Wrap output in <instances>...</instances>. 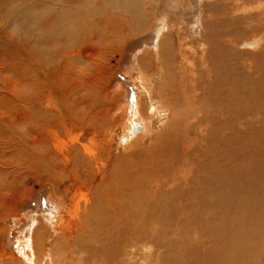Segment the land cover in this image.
I'll return each mask as SVG.
<instances>
[{"label":"bare ground","instance_id":"obj_1","mask_svg":"<svg viewBox=\"0 0 264 264\" xmlns=\"http://www.w3.org/2000/svg\"><path fill=\"white\" fill-rule=\"evenodd\" d=\"M15 1L0 0V5L5 6L7 2ZM109 1L19 0L9 11L2 10L7 15L0 21V224L7 218L10 211H16L19 208L18 204L31 192L30 189L26 190L28 179L41 175L47 180H68L79 187V194L75 193L74 208L72 207L70 215L76 219L82 214L88 217L96 215L98 211L99 217L94 219L99 220V244L96 242L86 244L89 238L86 239V243L82 242L85 238L81 230L78 233V239H74L75 241L68 246L63 244V241V245H60L59 241L65 239H63L64 235H59L57 236L59 241L54 243L55 247L60 245L59 251L54 247L53 250H48L49 254H40L45 245L51 242L49 233L41 235L39 227L32 236L34 264H44V256H54L56 251H58L55 254L56 257L54 256L50 264H67L65 262L67 259H74L70 261L73 264H78L80 260L84 261L83 264H264V1H259L258 6L255 5L248 10L243 9L248 13L245 15L242 30L235 27L236 24L238 25L239 18H242L236 15L241 9L235 11L233 7L224 6V13H221V17L213 14L210 20L208 19V24L204 25L203 22L204 26L209 25L210 28H207V39L205 41L201 39L198 43L199 48L207 42L211 44L212 50H210L213 52L210 56L207 49L203 51L205 55H209V58L205 56L202 60L206 63V68L204 64H201V69L199 68L198 71L195 64L194 52L196 51L190 55L191 49L189 51L185 49V46L180 45L181 61L174 64L172 74L171 70L168 69L167 72L163 69V75H161L162 78L175 76V88L183 91L184 98L190 95L196 105L201 103L205 96V90L204 93L200 92L201 87L198 86L208 88V93H210L209 83L215 81L219 88L218 93H220L219 104L232 106L231 112L224 109L217 110L218 104L215 99L213 103H210L211 99L206 100L207 105L212 106L211 110H205L203 107L197 108L194 104L192 107L190 103H187L191 100L190 97L186 102L188 104L187 115L184 111L182 113L181 109L176 112L163 109L160 103H155L156 105H151L155 115L148 117L142 106L139 112L138 109L135 111L134 122L131 121V126L129 125L128 128L126 125L127 131L122 137V142L126 140V144L129 145L131 140L137 138L136 143H140V136L147 132L149 119L155 120L160 125L166 123L165 134H161L160 141L152 144L149 149L151 157L142 160L137 167H123L122 170H114L109 184L104 183L103 177L102 182H99V192L96 190L91 195L89 189V192L82 193L81 197L80 193L87 183L94 182L95 178L92 175L97 167L95 161L99 157L97 158V154L92 152L90 147L82 146L81 148L75 144L72 150L73 155L70 157L66 151L56 146L55 142L62 133L72 135L71 133L83 127H97L105 115H108L111 108H106L107 84L105 85L104 78L110 73L109 62L121 51L122 44L128 36L142 33L145 27H148L147 11L143 4L145 0H114L115 3ZM214 6L212 7L216 8ZM91 12L94 17H90ZM224 16L227 17L222 18ZM86 17L87 21L84 20ZM18 25H23L26 32H21V30L16 35L9 36L8 28ZM230 26L234 28L233 31H228ZM210 29L215 31L221 29V31L212 37L211 34L215 31L211 33ZM246 33L250 36L247 40H254L255 48L254 64L250 63L249 69L246 68V64L250 59L243 56L250 51L244 52L242 49H237L242 47L244 41L246 42ZM166 37L164 36L161 40ZM99 42L104 46L100 47ZM65 43H67L65 46H59ZM52 46L58 47L60 51L56 48L58 52L55 50L54 53H50L55 49H51ZM163 46L164 44L161 48ZM207 58L210 63L209 60L207 63ZM168 64L171 63L168 62ZM254 68L256 75L253 74ZM204 74L207 77L205 85L202 84ZM254 79L256 90L255 94L252 92L254 105L250 110L246 104L245 87L247 80L252 82ZM139 82L143 91L142 98L153 101L149 87L144 86L142 75ZM248 84L252 85L249 82ZM172 93L173 99L176 100L178 94H175L174 88ZM229 94L230 99H227ZM47 99H50L48 102L51 101L52 104L49 109L45 110ZM204 108L207 109L206 106ZM140 120H143L145 124H138ZM165 120L167 121L163 122ZM137 126L142 127L141 134L134 132ZM169 127L173 129L172 133L167 132ZM74 143L77 144V142ZM131 154H126L125 162H128ZM83 169H87L88 172L85 173ZM137 172L144 175L151 173V177L154 174L160 177L162 173H166L167 177L163 181L157 178L160 181L158 182L160 190L150 194L151 201L149 195L146 197L147 204L151 207L154 202L167 198L169 205L174 204L175 207L172 210V205L169 209L171 212L166 211L163 214L174 221V229L180 228L185 236L184 239L189 238V235L193 233L199 237L207 235L209 240L207 241L208 238H206L205 243L200 237L201 240L199 238L196 241L197 244L191 240L192 244H195L194 247L191 246L193 247L192 254L183 252L185 255L182 254L180 257L178 255L179 258L169 257L168 254H157L159 244L157 245V230L152 222L151 212L149 211L147 219L142 215L144 219L141 221L144 220V222L136 221L131 215L123 218L126 204L118 203L114 198L119 190L115 193L111 192V189L119 188L120 184L124 185L119 188L120 190L125 188L132 190L136 185L133 182L129 183L127 180L130 179L127 178ZM97 173H101L100 168ZM175 177L177 180H182L180 185L183 187L170 186L171 178ZM146 182L148 186V181ZM108 189L111 206L108 201L109 196L105 195ZM72 191L75 190L72 189ZM53 193L55 195V192ZM88 195L92 196V200H99V203L95 205L96 212L94 209L89 210ZM83 202L84 210L82 211ZM118 204L120 207L116 206ZM62 207L59 210L64 211L66 207ZM63 215L62 213L60 216ZM102 215H105L109 221L104 222ZM85 216H82L84 225L89 221L85 219ZM129 217L135 222H132L133 219L130 220ZM191 221L192 226L198 224L201 226L192 228ZM165 222L163 223L166 225ZM221 223L225 224L219 226ZM167 228L169 229L170 226ZM91 229H94L93 226ZM234 229H238L239 233L236 230L237 233L233 234ZM65 231L63 230L64 233ZM2 235L3 232L0 230V238ZM165 235L168 237L167 233ZM160 237H162L161 234ZM258 237L262 242L258 239L261 244L255 246L252 241ZM185 242L183 244L187 245L190 241L186 242L187 244ZM259 242L256 240L255 244ZM172 245L170 248H174ZM138 246L142 247L139 254L136 253ZM3 249L0 248V254L5 253ZM57 256L58 261L55 260ZM76 256L82 258H75ZM14 261L12 258L4 257L0 259V264H12Z\"/></svg>","mask_w":264,"mask_h":264},{"label":"rangeland","instance_id":"obj_2","mask_svg":"<svg viewBox=\"0 0 264 264\" xmlns=\"http://www.w3.org/2000/svg\"><path fill=\"white\" fill-rule=\"evenodd\" d=\"M18 1L19 0H16L15 2H12V3L7 2L5 4V6L0 5V7H1L0 8V21L3 20V18L7 15V13L4 11L5 10L9 11V9H12L14 7V5H16V3H18ZM214 1H215V4H213ZM218 1L219 0H166V1L165 0H155V1L154 0H149V1L145 0V1H143V4L145 5V7H146L145 9L147 11V14H146L147 21L146 22L148 23V27H145V29L142 31V33L139 32V33H136L134 35L128 36V39L125 41V43L122 44L121 51L117 55H115L113 59L110 60V62H109L110 73L108 76H106L104 78V83H105V85L107 84L106 108H108V109L111 108L108 115H107L108 117L105 115V117L102 120L103 122L102 121L99 122L98 123L99 125L97 127H94V128H93V126L83 127L84 129L81 128V129H79V131L78 130L76 132L74 131L73 132L74 134L71 133L72 135L62 133L57 138L58 140H56V142H55V145L59 146L61 149L66 151V154H69L70 157L73 155L72 150H73V147L75 145H79L81 148H82V146L83 147L84 146L90 147L91 151L97 154V158L99 157L95 161V165L97 167H96V169H94L93 175H92L93 178H95L94 182L93 183L88 182L87 186L85 187L86 190L82 189L80 196L82 193H85V192L88 193L89 189H90L89 194H91V195L96 190H97V192H99V188H98L99 182L100 181L102 182V179L104 177V183L106 182L107 184H109L110 180L113 178V171L114 170H122L123 167H128V168L137 167L140 165L142 160L149 159L151 157L150 153H149V149H150L152 144L158 143L160 141V139L162 137L161 134L164 135L166 132V130L164 128L167 127V124L165 123L163 125H160L155 120L151 121L149 119V121L147 122L148 123L147 132H145L144 134H142L140 136V143H136V140H137V138H136L134 140H131L130 144L128 145V144H126V140H125V142H122L123 141L122 137L125 136L124 134L127 131V127L129 128L131 126L130 125L131 121L134 122L133 116H134V113L137 109L139 112L143 106L146 110L147 116L151 117V116L155 115V114H153L154 111L152 112L151 105L152 104L156 105L157 103H160V106L163 109H168V110L171 109L173 111L175 110L176 112H178L181 109L180 111L181 112L184 111V113H186V115H187V113H188L187 112L188 111V108H187L188 104L187 103H190L192 105V107L194 105H196L195 104L196 102L194 101L193 98H191L190 95H187L188 98L186 97L187 98L186 99V98H184V96L182 94L183 91L175 88V76L174 77L168 76L167 78H162V76H161V75H163V69L166 70L167 72H168V69H169V71L171 70V74H172L174 64L181 61L180 60L181 59L180 58V45L185 46V49H188L189 51L191 49L190 55H192L193 52L196 51V52H194L195 53V59H196L195 64H196L198 71L201 69L200 68L201 64L202 65L204 64L205 65L204 68H206V63H203L202 60H203V58L205 59V56L208 57L209 55L211 56L213 54V52L211 51L212 46L210 43L204 42L203 43L204 45L200 46V48H202V49H200L198 43L201 42V39L204 41L207 39V35H208L207 28H210V27H209V25H208V27H206L204 25L209 23L210 17L213 16V14L216 17H221L222 14L224 13V10H223L224 6L227 8L233 7L235 11L241 9L240 11L242 14L239 11V13H236V15L238 18L240 16H242V18L241 17L239 18L238 25L236 24L235 27H238L242 30L244 28L243 25H244L245 15L248 13V11H246V10H248L250 7H253V6L255 7V5L258 6L259 1H264V0H221L219 2ZM109 2L115 3L114 0H110ZM250 2H252V3H250ZM254 2H255V4H253ZM210 3L212 6L215 5L214 7H216L217 9L213 8L211 5H208ZM10 5H11V7H9ZM212 9H215V10H212ZM243 9H246V10L244 11ZM2 10H4V11H2ZM151 10H154V11H151ZM157 11H158V13H157ZM209 11L214 12V13H210ZM220 11H222V12H220ZM150 13H153L154 15L150 14ZM197 14H199V15H197ZM91 15L92 16H90V17H94L92 12H91ZM225 17H227V16H224L222 18H225ZM151 18H153V19L151 20ZM206 18H207V20H206ZM84 20L87 21V17L84 18ZM150 22H151V24H150ZM203 22H204V25H203ZM240 22H241V24H240ZM163 27H166V28L163 29ZM228 28H230V29L228 30ZM228 28H227L228 31L234 30V28L232 26H230ZM25 29L26 28L23 25L11 26L8 28L7 33L9 36H14L17 33H19L21 30H22L21 32H26ZM210 30H211V33H213V31H215L213 29H210ZM220 31H221V29H219V31H215L213 34H211V36L212 35L214 36L217 32H220ZM23 34H25V33H23ZM163 35L165 37L166 36L167 37H166V39L161 40L164 38ZM253 35L256 36V34H253ZM245 37H246L245 38L246 42L244 41L243 42L244 44L242 43V47H239L237 49H242L244 52L250 51L249 53H251V54L246 53L245 54L246 56H243V57H246L247 59H250V61L248 60L247 64H246V68H248L250 66V63L254 64V54L255 53H253V52L255 51V48L253 46L254 40H247V38L248 39L250 38L249 33H246ZM159 39H160V41H159ZM164 41H166L167 43H165ZM161 42L166 47L163 46V48H161L162 47ZM99 43H100L99 44L100 47L104 46V44H102L101 42H99ZM159 43H160V45H159ZM186 43H187V45H186ZM66 44L67 43L59 44V46L60 47L65 46ZM206 45H208V46L205 47ZM55 46H58V45H55ZM58 47L52 46L51 49L52 48L53 49L55 48V49L53 51L50 50V51H52L50 53H54L56 48L58 50ZM167 47H169V48H167ZM206 49H207V51L210 52V53H208L209 55L208 54L205 55V53H203V51H206ZM164 50H166L167 52ZM58 51H60V50H58ZM208 58H207V63L209 60ZM256 58L257 57L255 56V59ZM168 62H170L171 64H168ZM209 63H210V60H209ZM259 66H260V64H259ZM243 67L245 68V66H243ZM255 68L253 69L254 70L253 74L255 73L254 75H256V69ZM139 74H141L143 76L144 86L149 87L148 89H150V91H151L150 93L152 95L153 101H151L148 98L147 99L142 98L143 97V95H142L143 91H142V88H141L140 82H139L140 76H141V75L139 76ZM205 76L206 75L204 74V80L202 79V84H204V85H205V81L207 80V77H205ZM248 82L251 83L252 85H249ZM255 83H256L255 79L252 80V82L247 80L246 87H245V89H246L245 93L247 96L246 97V99H247L246 104L248 106L247 108L250 110H251V107H253V105H254V94H255V90H256L254 87ZM209 86H210V91H211L210 93H208V88L205 89L202 86H198V87H201V89L199 90L200 92L204 93V90H205V96H204L203 101L196 105L197 108L203 107V109H205V110H208V109L211 110L212 106L207 105L208 101H206V100L211 99L210 103H213V100L215 99L217 101L216 103L218 104L217 110L224 109V110H228V112H231L232 106L227 107L226 105L221 106L219 104V101H221V100H219L220 93H218L219 88L216 85L215 81H213L212 83H209ZM170 88H172V89H170ZM173 88H174L175 94L176 93L178 94V97L176 100L173 99V96H172L173 95V93H172ZM243 89L241 90V92L243 91ZM180 93H181V95H180ZM188 93H191V92L188 91ZM179 95L181 97H179ZM224 96H226V95H224ZM189 97L191 98L190 101L188 100ZM41 99H42V97L40 98V100ZM227 99H230V94H229V96H227ZM49 100L50 99H47L46 102H48ZM174 101L176 103H174ZM187 101H189V102H187ZM51 104H52L51 101L46 103V105L44 106V109L45 110L49 109L51 107ZM205 106L207 107V109L204 108ZM121 108H124L125 110L121 109ZM128 115H130V116H128ZM166 121L167 120H165L163 122H166ZM138 124L142 125L145 123H143V120L142 121L140 120V122H138ZM126 125H127V127H126ZM123 127H124V129H123ZM125 128H126V130H125ZM88 130H90V131H88ZM172 130L173 129L171 127H169L167 129V132L172 133ZM141 133L142 132H140L139 134H141ZM91 134H93V135H91ZM139 134H135V135H139ZM247 134H249V133L247 132ZM76 135H77V137H76ZM71 136H73V137H71ZM70 137H71V140L69 139ZM91 138H92V140H91ZM194 138H195V136H194ZM74 142H77V144ZM221 142L223 143V141H221ZM231 143H232V141H231ZM94 146H95V148H94ZM219 146H220V144H219ZM130 149H131V151H130ZM83 152L84 151L82 150V153ZM83 154L85 155V152ZM126 154H131V158L128 160V162H125ZM182 155H183V152H182ZM97 163H98V165H97ZM99 168L101 170L100 174L97 173L99 171ZM83 171L85 173L88 172L87 169H83ZM103 172H104V174H103ZM111 172H112V174H111ZM38 176L39 175H36V176H33L32 178L28 179L29 180L27 182L28 185H27V187L25 186L26 190L30 189V191H31L28 195L29 198H27L28 196L26 195L24 198L27 200H25V199L22 200L18 204L19 208H17L16 211L15 210L10 211L7 214V218L4 219L0 224V230L3 232V235L0 238L1 239L0 240V248H2V249L4 248L3 250H5V253L0 254V257H1L0 259H2L4 257L12 258L17 262L16 263L14 261L12 264H18V263H20V264L21 263L22 264H34L35 256H34V252L32 251V247H33L32 246V244H33L32 236H34L35 232L38 231L39 227H40V229H42V230L39 229V233L42 232L41 235H43L44 233L46 234L47 232L49 233V235H50L49 241L51 242V243L48 242L47 245H49V246L45 245L44 250L40 251V254H44V255L49 254L48 252H50V251H48V250H53L55 247L54 245H56L54 243H57L59 241V240H57V236H59V235H64L63 239H65V240L59 241L60 245L65 244L68 246L69 244H71L72 242L75 241L74 239H78L77 238L78 233L81 232V230L83 231L84 238H85L82 242L86 243L87 240H89V241H87L86 244H89L88 242H90V243H93V242L98 243L99 242V232H98L99 231V220L96 221L94 219L96 217L97 218L99 217V215H98L99 213H97L98 211L96 212V209H95V205L97 203H99V200L98 201L92 200V196L88 195V198L90 199L89 210L93 211V209H94L96 212V215H91L90 217H88V216H85L84 214L81 213L82 215H80L79 218L77 217L75 219V218H73L74 216L70 215V213L74 208L73 203L75 201V195H76L75 193L78 192V194H79V190H80L79 187L75 186L74 184H72L71 181H68V180L63 181V180H50L49 179L50 180L49 181V180H47V178H44L41 175L39 177ZM151 176H152L151 173H149V174L147 173L144 175L141 172H137L136 174L134 173V175L132 177L128 176V178H127V179H130V180H127V181H129V183L133 182L137 187L134 186L132 188V190L127 189V188L120 190L119 188L121 186H124L123 184H120L121 186L119 188L117 187L115 189H111L112 193H115L117 190H119L118 193L116 194V196H114V198H116L118 203H124L123 205L126 204L125 211L123 210V213H124L122 215L123 218H126V216L131 215L136 221L144 222V220L141 221V219H144V218L147 219L149 217L148 214L151 212L152 222H153V224L156 225L155 228L157 230L156 231L157 240H158L157 245L159 244L158 245L159 249L157 250V252H158L157 254H168L169 257L173 256L172 258H175V257L179 258L182 254L185 255V253L192 254L191 251H192L193 247L195 246V244H197L196 241L201 237L203 240H201V238H200V240L202 242L206 243L209 240V237L207 235L204 236L205 238L202 235L199 237V235H195L192 233V235L191 234L189 235L192 238H190V237L186 238L187 239V241H186V239H184L185 238L184 234L180 231V228L174 229L175 228L174 221L166 218V215L163 214V212H166V211L171 212V210H169V209L172 207V205H173V207L171 208L172 210L175 207L174 204L169 205V200H167V198H164L163 201L154 202L151 205V207L147 204L148 201L146 200V197L149 195L150 201H151L150 194L152 192H155V191L158 192L160 190L159 183H158L160 181H158V180L163 181V179L165 177H167V174L162 173L160 177L157 174H154L153 177H151ZM168 176H169V174H168ZM143 177H144V180H143ZM151 178H153V179H151ZM157 178H159V179L157 180ZM146 181H148V186H147ZM151 181H153V182H151ZM149 182H150V184H149ZM61 183H62V185H61ZM177 183H179V184H177ZM181 183H182V180H177L176 177L171 178V181H170L171 185L170 186H172V185L178 186L179 185V186L183 187V185H180ZM45 184L46 185L49 184V185L46 186ZM73 185L75 188L73 187ZM167 188H169V187H167ZM72 189H74L75 191H72ZM184 189H185V187H184ZM124 190H125V192H122ZM56 191H57V193H56ZM53 192H55V195ZM130 193H131V195H130ZM106 194L109 196L108 201H109V205H110L111 202H110L109 189H108V193H105V195ZM59 195H61V196H59ZM136 195L139 198L136 197ZM10 196H12V193H10ZM80 196L78 197L79 199L82 197V196L81 197ZM59 197H60V199H59ZM62 197L64 198V200ZM71 197H72V199H71ZM104 198L105 197H103V199ZM164 201H166V202H164ZM129 203H131V204H129ZM62 206L66 207V209L64 211L59 210L60 208H63ZM116 206L120 207L119 204ZM142 206H143V208H141ZM83 207H84V202H83V206H82V211L84 210ZM127 207H129V208H127ZM166 208H168V209L166 210ZM141 209H143V211ZM153 211H155V212H153ZM62 213L64 215L60 216V215H62ZM90 213L91 212L89 211V214ZM153 213H154V215H153ZM155 214L157 215V217L160 216V218H157ZM142 215L144 218L142 217ZM82 216L83 217L85 216V219L87 218V220H89L87 222L88 224L87 223L85 225L83 224ZM92 217H93V219H92ZM139 217H141V218L139 219ZM155 217H156V219H153ZM101 218L106 220V221L104 220V222L109 221L105 215L104 216L102 215ZM133 218L129 217L130 220H132ZM193 218H192V221L195 219V218L194 219ZM134 219L132 220V222H135ZM158 219H159V221H158ZM160 219H162V220H160ZM71 220H72V222H71ZM40 221H42V222H40ZM94 221H96V222H94ZM164 221H166L165 223H167L166 224L167 226L163 223ZM168 221H170V222H168ZM192 221L190 222V226L192 228H194V227L197 228V227L201 226L199 224L196 226L195 225L192 226L191 225ZM171 222H173V223L171 224ZM40 224H42V225H40ZM44 224H46V225H44ZM67 224H70V225H67ZM168 224H170V225H168ZM224 224L225 223H221V224H219V226H222ZM237 225H238V223H237ZM37 226H38V228H37ZM70 226L72 228H70ZM90 226H91V228L93 226V228L95 230L94 229L92 230L91 228H89ZM162 226H165V227H162ZM168 226H170L169 229L167 228ZM43 227H45V229ZM159 228H160V230H159L160 232L158 231ZM46 229L48 231H46ZM63 230H66L65 233L63 232ZM161 230H162V232H161ZM234 230L238 231V229H234ZM235 231L233 234L237 233V231L236 232ZM57 232H58V234H57ZM171 232H172V235H171ZM165 233H167L168 237L165 235ZM238 233H239V231H238ZM160 234L162 235V237H160ZM163 237H165V238H163ZM181 237H182V239L180 240ZM194 237L196 239H194ZM87 238H89V239H87ZM159 238H162L163 240L159 239ZM206 238H208V239H206ZM54 239H56L57 241ZM69 239H70V241H69ZM71 239H72V241H71ZM258 239H259V241H261L260 237H258L257 239L252 241V243L255 246L260 245L262 242V241L259 242ZM168 240L170 242L171 241L172 242L169 243ZM179 240H180V242H178ZM191 240H193L192 242L195 243L194 245L192 244ZM256 240L259 243L255 244ZM27 241H29L30 244ZM62 241H63V244H62ZM183 241L184 242L190 241V242H188V244L185 242L188 245L187 246V245L183 244L184 243ZM163 242H165V243H163ZM171 244H173L172 246H174V248L172 247L173 249L170 248ZM189 244H190V246H189ZM202 244L204 245V243H202ZM202 244H200V246ZM25 245H27V246H25ZM179 245H180V247L182 246L183 248L182 247L180 248ZM192 245H193V247H191ZM59 246L55 247L58 249V251L60 248ZM186 246H187V248L184 249V247H186ZM168 248H170V249L166 250ZM176 249H177V251H176ZM141 250H142V247L138 246L136 253L137 254H139V252L141 253ZM58 251H56L55 254H57ZM62 252H60V254ZM183 252H185V253H183ZM172 253H174V254H172ZM55 254H54V256L56 257ZM65 254H67V253H65ZM178 255H179V257H178ZM54 256L53 255H50L48 257L44 256V259H43V262L45 261L44 264H50V262H52L54 260ZM75 258H79V257L76 256ZM80 258H82V257H80ZM55 260L58 261L59 257L57 256V259L55 258ZM72 260H74V259H69V260L67 259V261H69V262H67V261H65V262L68 264V263H71L70 261H72ZM60 261H62V260H60ZM82 262L84 263V261H81V260L79 261L80 264ZM54 264H56V263H54ZM71 264H73V263H71Z\"/></svg>","mask_w":264,"mask_h":264},{"label":"water","instance_id":"obj_3","mask_svg":"<svg viewBox=\"0 0 264 264\" xmlns=\"http://www.w3.org/2000/svg\"><path fill=\"white\" fill-rule=\"evenodd\" d=\"M142 130L141 126H137V128L134 130L135 133H139Z\"/></svg>","mask_w":264,"mask_h":264}]
</instances>
